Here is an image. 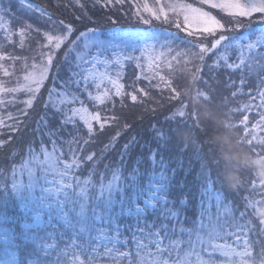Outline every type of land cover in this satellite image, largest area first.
I'll return each mask as SVG.
<instances>
[{
  "label": "snow or ice",
  "instance_id": "obj_1",
  "mask_svg": "<svg viewBox=\"0 0 264 264\" xmlns=\"http://www.w3.org/2000/svg\"><path fill=\"white\" fill-rule=\"evenodd\" d=\"M11 2L8 0L5 7V0H0V30L15 34L14 25L19 24L20 46L31 36L34 54L31 64L23 58V83L17 82L13 87L0 84V92L14 97L23 93L26 98L19 102L24 105L21 112L27 114L38 97L44 96L41 91L44 89L47 95L42 99L41 122L45 127L50 123L59 124L60 128L72 125L77 135L66 141L71 162L63 159L53 139L51 151L41 147L40 155H36L29 149L31 160L36 162L34 166L24 165L19 172L13 168L11 179L0 174V264H123L124 261L127 264H217L213 259L215 253L229 258L228 264H264V244L254 256L247 241L243 251H237L227 242L217 243L234 233H227L211 217L207 224L201 221L192 228L184 226L176 202L170 199L172 177L168 165L162 157L157 161V150L150 151V171L142 172L141 161L137 160L125 175L128 144L124 145L118 165H104L103 171L96 166L114 147L119 131L98 154L77 157L71 147L96 143L104 135L106 124L119 126L120 118L108 106L114 97L123 101L125 95H130L131 101L137 102L138 96L126 93L121 82L126 63L144 68L141 61H146L149 75L145 78H158L157 88L163 86L174 93L170 100H178L183 94L173 87L171 78L154 69L159 67L158 61L171 68V61L165 57L173 53L172 60L189 57L199 60L200 66L206 56L214 54L210 70L222 64L227 69L240 71L243 84L245 69L252 68L251 60L261 61L264 67V0H154L151 4L146 0L135 5V18L148 27L112 30L107 39H102L98 27L92 26L98 22L90 13L93 9L102 12L110 4L123 5L126 0H68L65 7L71 6L77 12L73 18L59 20L39 5L27 3L26 12H39L47 17L50 26L44 31L10 15ZM20 2L24 4V0ZM108 21L116 23L111 16ZM156 22L169 25L176 32L157 30L153 27ZM82 24L84 28L80 27ZM6 59L15 62L22 57L11 53L7 57L0 55V61ZM64 65L68 67L67 73L61 71ZM4 74L7 76L9 72L5 70ZM260 84L264 86V79ZM132 87L133 91H144L136 89L135 82ZM200 93L208 100L207 95ZM144 94L148 95L146 91ZM257 98L256 107L264 109V90L258 91V97L254 96L244 107L250 109ZM188 108L181 100V107L168 122L180 127L195 126L203 131ZM260 117L256 127L264 129V111ZM81 125L86 128V136L80 135ZM94 125H99V129L94 130ZM177 130L176 126L167 132L153 127L159 145L167 144ZM254 132L255 128L251 133L246 132L239 143H247L253 147L255 156L264 157V137H257ZM57 134L58 130L48 132L50 139ZM254 142L262 146L260 152H255ZM82 161L92 162L83 179L75 175ZM215 163L219 165L218 160ZM259 178L264 188V179ZM200 180L206 186L202 196L219 202L220 194L214 191V185L220 184L219 178L213 180L201 172ZM250 184L255 190V179ZM242 200L241 217L249 210L256 214L264 204V200L247 196ZM183 204L181 200L180 205ZM233 226H239L235 220Z\"/></svg>",
  "mask_w": 264,
  "mask_h": 264
},
{
  "label": "trees",
  "instance_id": "obj_2",
  "mask_svg": "<svg viewBox=\"0 0 264 264\" xmlns=\"http://www.w3.org/2000/svg\"><path fill=\"white\" fill-rule=\"evenodd\" d=\"M27 1L39 5L46 12L51 13L56 20L73 18V13L77 12V9L71 6L65 7L68 0ZM147 1L150 4L154 3L153 0ZM141 4L142 0H126L123 5L110 4L103 8L102 12L93 9L90 15L98 23L92 26L98 27L102 39H107L109 33L116 29L147 28L148 26L139 24L135 18V5ZM5 7H8V0H5ZM10 8V15L31 24L33 28L44 31L50 26L46 16H41L39 12H26V8L18 0H12ZM108 16H111L116 23H110ZM80 27L84 28V25L82 24ZM153 27L161 31L176 32L175 28H170L169 25L159 22L154 23ZM16 30H19V24L14 25L15 34L12 32L10 39H6L0 33V55L7 57L11 53L22 57L21 60L15 62L10 59L0 61V84L7 87H13L17 82L23 83L25 74L23 58H26L27 63L31 64V57L34 54L30 44L31 36L25 39L24 46L21 47L18 41L20 37L17 36ZM157 48L159 49V46ZM193 51L197 50L193 49ZM172 55L174 53L165 58L171 61V68L162 63L159 68L154 70L159 71L166 78H171L173 87L183 94L180 99L170 100L169 97L174 93L163 86L157 88L158 78L146 79L149 70L144 72L143 68L136 67L134 63H126L121 82L125 84L126 93L138 96L137 102H132L130 95H125L123 101L120 97H114L108 106L120 118L119 126L112 123L106 124L104 135L100 136L96 143H79L71 147L76 150L77 157L98 154L104 144H107L110 138L119 131L120 135L114 147L96 166L99 171H103L104 165L111 167L118 165L124 145L128 144L130 147L124 156L125 175L135 166L137 160L141 161L139 167L142 172L150 171V151L157 150V161L162 157L168 165L169 175L172 177L170 199L176 202V210L181 212L184 226L192 228L201 221L207 224L208 215L211 214L212 217H216L215 221L223 225L227 233H233L237 228L247 230L253 255H258L261 244H264V230L261 221L251 210L244 217H241L240 213L244 211L242 197L264 200V188L260 186L259 176L247 169L239 172L240 180L235 187H229L225 183L223 172L226 168L232 167V163L227 159L232 153L222 144H218L216 138L228 130H231L238 139L244 138L246 132L251 133L247 126H251L257 119V109L254 110V107L246 109L244 106L252 100V97L257 96L258 91L264 89V86L260 84V81L264 79V67L261 65L257 72L245 69V82L241 84L240 71L227 69L222 64L219 68L210 70L214 63V54L205 57L203 66H200L199 60L189 57L172 60ZM61 58L63 59V57ZM185 60L189 62L186 64ZM198 66L199 72H197ZM5 70L9 72V75L4 74ZM61 71L67 73V65L62 66ZM133 82H135L136 89H143L148 95L146 96L144 91H133ZM41 91L44 96L38 97L32 108L27 109V114L21 112L24 105L19 102L26 98L23 93H17L14 97L7 92H0V100L5 101V103H0V174H6L9 179H11L12 169L17 170L16 165L21 160L31 157L29 149L32 150V153L38 149L37 147H44L51 151L53 139L56 141L59 152L63 154V159L66 162H71L70 147L66 141L71 140L77 133L72 125L60 128L59 124L53 126L50 123L48 127L44 126L40 118L44 115L42 99L46 98L47 93L44 89ZM200 92L207 95L208 100H205ZM13 100L16 102L8 103ZM181 100L189 105L188 111L194 113L195 120L203 127V131L195 126L180 127L178 124L174 125L168 122V118L181 107ZM244 116L248 120L247 123L242 124L240 122ZM49 120H51L50 116ZM177 121H179V117H177ZM226 122L233 124L234 127L227 126ZM125 124L128 127H123ZM191 124L192 121H189V125ZM154 126L162 128L165 132L174 126L178 130L167 144L159 145L153 132ZM80 127V135L86 136V128H83L82 125ZM50 129L58 130V134L51 139L48 135ZM98 129L99 125H94V130ZM242 145L254 155L252 146L247 143ZM261 150L262 146L255 144V152ZM217 160L219 165L215 163ZM91 165L92 162L82 161L81 168L75 171V175L82 179L87 177ZM201 172L210 175L213 180L219 178L220 184L223 185V188L220 187V184L214 185V191L219 192L221 200L219 209L213 204L210 206L209 213L205 209L207 199L202 196L206 186L200 180ZM253 179L256 182L255 190L250 184ZM181 200L184 201L183 206L180 205ZM202 203L203 208L201 207ZM261 207H264V204ZM234 220L238 223V227L233 226ZM224 238L228 239L227 236Z\"/></svg>",
  "mask_w": 264,
  "mask_h": 264
},
{
  "label": "rangeland",
  "instance_id": "obj_3",
  "mask_svg": "<svg viewBox=\"0 0 264 264\" xmlns=\"http://www.w3.org/2000/svg\"><path fill=\"white\" fill-rule=\"evenodd\" d=\"M20 2V0H18ZM154 1V0H153ZM146 2V0H142V4ZM149 3V1H147ZM21 3V2H20ZM27 3H31V2H28L27 0H24V4H21L24 8H26V4ZM33 4V3H32ZM6 19V18H5ZM6 23H7V19H6ZM259 31V30H258ZM18 32L19 30L17 31L16 30V34L17 36L18 35ZM0 33L3 34L4 37H10L12 31H8V32H5L4 30H0ZM18 41L20 42V38L18 39ZM157 51H160L158 48H157ZM136 55H140L139 53H136ZM230 55H232V53L230 52ZM236 56L239 55V53H236L235 54ZM166 58V57H165ZM245 58H248V53H247V50H245ZM166 60V59H165ZM142 63H144V68L142 69V71L146 72L148 70L147 68V64H146V61H141ZM159 64V66L162 65L163 62L161 61H158L157 62ZM251 65H252V68L250 70V72H257L258 68L262 65V62L259 61V60H256V59H253L250 61ZM159 68V67H158ZM161 75V74H160ZM264 90V89H263ZM258 97V92H257V96ZM253 98V97H252ZM259 104V99L257 98L255 101H253V104H252V107H254V110L257 109V119L255 120V122L251 125V126H247V129L251 130V132L253 131V129L255 128V132L253 133L254 135H256L257 137H264V129H261V128H258L256 127L258 122L260 121L261 117H260V113L262 111H264V109H261V108H257L256 105ZM245 117L244 116L242 118V121L240 123L242 124H245ZM248 120V118H247ZM247 123V121H246ZM251 127V128H250ZM38 149L35 150V154L36 155H40V149L41 147H37ZM31 162V164L29 163ZM35 161H32L31 160V157H28L27 159H23L21 160L16 166L18 167L17 168V172H19L20 168L24 165H29V166H34L35 165ZM221 200V198H220ZM220 200L219 202H217L216 200H211V199H207V204H206V207L205 209L207 210V213H209V209H210V206L211 205H215L217 207V209H219V203H220ZM208 217H211V220H214L216 217H212L211 214L208 215ZM215 221V220H214ZM261 221V220H260ZM206 224V223H205ZM262 224V229L264 230V223H261ZM234 235H227L228 239L227 238H224V239H221L219 241H217V243H225L227 242L229 245H231L232 247H235L237 248V251H243L244 250V244H245V241L248 242V245L249 247L251 248L252 250V247H251V244H250V241L248 239V231L247 230H242V229H239L237 228L236 231L233 232ZM255 256V254H254ZM204 258L207 259L208 256L207 254L204 255ZM213 259H215L217 261V264H228V260L229 258L227 257H223L221 256L219 253H215L213 255ZM233 259H236L238 260L239 258H233ZM123 264H127V263H123Z\"/></svg>",
  "mask_w": 264,
  "mask_h": 264
},
{
  "label": "clouds",
  "instance_id": "obj_4",
  "mask_svg": "<svg viewBox=\"0 0 264 264\" xmlns=\"http://www.w3.org/2000/svg\"><path fill=\"white\" fill-rule=\"evenodd\" d=\"M216 139L218 144H222L232 153L227 157L232 167L226 168L223 172L224 181L229 187H235L239 183V172L244 169L264 179V157H257L249 152L244 145L239 143V139L231 130ZM256 216L264 221V207L256 212Z\"/></svg>",
  "mask_w": 264,
  "mask_h": 264
}]
</instances>
